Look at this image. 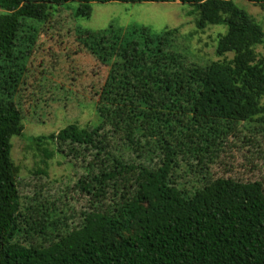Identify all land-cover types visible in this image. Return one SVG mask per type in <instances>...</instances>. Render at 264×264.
<instances>
[{"label":"trees","instance_id":"obj_1","mask_svg":"<svg viewBox=\"0 0 264 264\" xmlns=\"http://www.w3.org/2000/svg\"><path fill=\"white\" fill-rule=\"evenodd\" d=\"M112 1L188 4L198 29L225 26L215 51L233 55L190 61L174 49L177 27L77 24L76 39L108 67L97 122L31 137L84 168L75 186L88 205L74 221L22 202L11 158V138L22 134L16 95L52 11L75 2L74 16L88 18L92 3ZM0 8V264H264L263 182L207 170L231 132L264 115V56L255 51L264 33L250 16L233 0H0ZM190 159L201 175L187 186L178 171Z\"/></svg>","mask_w":264,"mask_h":264},{"label":"rangeland","instance_id":"obj_2","mask_svg":"<svg viewBox=\"0 0 264 264\" xmlns=\"http://www.w3.org/2000/svg\"><path fill=\"white\" fill-rule=\"evenodd\" d=\"M233 2L264 33V4L248 0ZM60 6L52 11L40 30L16 95L23 112L22 134L11 138V158L18 168V188L24 204L35 206L44 202L49 208L54 206L65 211L76 221L80 211L88 205L85 193L75 186L84 168L80 163L74 166L68 163L51 144L37 146L31 137L56 133L69 123L85 126L97 122L95 105L108 67L100 64L76 39L77 24L92 30L109 23L121 27L141 23L156 31L177 27L179 34L174 49L184 53L190 61L229 60L233 54L217 55L215 51L217 37L225 31L224 25L198 29L193 7L179 1L92 3L88 18L74 16L75 2ZM3 12L0 8V14ZM255 51L264 56L262 45L255 46ZM261 103L264 104V96ZM45 150L52 155L47 157ZM190 162L192 165L187 166L182 161L178 171L179 179L187 186L195 184V179L201 175L195 161L190 159ZM207 170L213 177L260 180L264 184V115L231 132L223 151L207 162ZM33 209L31 207L29 215Z\"/></svg>","mask_w":264,"mask_h":264}]
</instances>
